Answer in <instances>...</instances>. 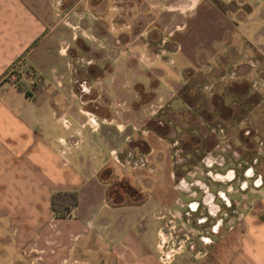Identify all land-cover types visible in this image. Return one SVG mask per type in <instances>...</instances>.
<instances>
[{"label":"crops","instance_id":"1","mask_svg":"<svg viewBox=\"0 0 264 264\" xmlns=\"http://www.w3.org/2000/svg\"><path fill=\"white\" fill-rule=\"evenodd\" d=\"M61 1L56 15L51 0H0V264H264V187L249 190L257 212L234 251L223 255L227 237L166 262L155 251L162 204L146 193L156 180L170 188L174 143L195 164L216 145L243 147V134L264 140V85L252 86L264 0H193L170 32L163 10L182 0ZM130 148L151 167L125 176L142 198L111 201L113 156ZM62 190L76 203L54 217L50 194Z\"/></svg>","mask_w":264,"mask_h":264},{"label":"rangeland","instance_id":"2","mask_svg":"<svg viewBox=\"0 0 264 264\" xmlns=\"http://www.w3.org/2000/svg\"><path fill=\"white\" fill-rule=\"evenodd\" d=\"M81 2L85 4V0H74L72 3L74 9ZM192 2L193 0H182V3L168 5V9L163 10L164 15H174L173 19L170 16L171 20L168 19L166 23H163L169 32L180 28L182 23L178 22L182 18L176 15H186ZM253 14L252 12L250 15ZM56 15H60V10ZM62 15H67V13ZM143 61L147 65L154 63L148 55ZM14 68L13 83L17 79L16 67ZM261 73L263 78L260 83L264 85V71ZM78 86L83 90L81 83ZM243 136L246 142L243 147L240 143V145L235 144L231 147L224 144L216 145L209 153L200 152L201 157L195 164L187 161L186 164H182L185 161L182 150L175 147V143L173 144V159L169 165L170 179L168 180L173 192L169 186L167 189L157 187L162 182L158 180L155 181L157 186L146 192L148 194L150 192L153 198L162 204L153 212L159 222L155 251L160 262L170 260L173 254L183 249L207 254L216 241L227 237L232 239L234 244L223 248V255L237 248L239 239H241L239 236L241 233L237 229L240 221L246 215L257 212L254 207L251 208L250 199L254 197L249 195V190L264 187V140L257 139L255 142L248 138V134H243ZM128 151L126 149L124 153L120 152L121 158L118 163L120 170H114L116 177L112 178L108 192V199L111 201L142 198L140 194V183L142 182L134 181L135 184H133L128 182L125 176L128 172L131 174L132 171L144 170L150 173L151 167L147 162L134 167L126 165L122 161L126 156H129L131 160H138L137 157L140 156L145 157V154L137 152V149L133 151L130 148V153L135 157H132ZM135 151L136 155H134ZM244 192H248L247 197L242 195ZM259 217H262L264 221V213H260Z\"/></svg>","mask_w":264,"mask_h":264},{"label":"built area","instance_id":"3","mask_svg":"<svg viewBox=\"0 0 264 264\" xmlns=\"http://www.w3.org/2000/svg\"><path fill=\"white\" fill-rule=\"evenodd\" d=\"M51 5H52V7H53V10H54V12H55V14H58L59 13V10H60V6L62 5V1L61 0H51ZM62 20H63V22L64 23H66V24H68V25H70L69 24V21H68V18L66 17V16H62ZM70 26H72V27H74V25H70ZM15 67V65L13 64V65H10L9 66V68L7 69V71H6V76L7 77H9V79H11V80H14L15 79V75L12 73L13 71H14V68ZM257 84H261L260 82L259 83H254L253 82V84H252V86L253 87H256L257 86ZM262 85V84H261ZM83 90H88V87H86L85 85H83V88H82ZM122 105V103H118V102H116L115 103V105H114V107H120ZM63 122L64 123H67V121H66V119H63ZM83 124H87V125H89V127H90V129H94V127H95V125H96V119H95V117L92 115V114H90V113H85V120H84V122L81 124V125H83ZM64 152H65V149H61V153L62 154H64ZM130 154V153H129ZM132 157H135V156H133L132 154H130ZM114 157V159H115V161L116 162H118V163H120V159H118L117 157H115V156H113ZM137 159L138 160H135V159H130L129 158V156H126L122 161L126 164V165H128L129 167L131 166V167H134V166H139V165H144V163L146 162V158L145 157H143V156H140V157H137Z\"/></svg>","mask_w":264,"mask_h":264},{"label":"trees","instance_id":"4","mask_svg":"<svg viewBox=\"0 0 264 264\" xmlns=\"http://www.w3.org/2000/svg\"><path fill=\"white\" fill-rule=\"evenodd\" d=\"M76 203V192L72 190L53 191L50 194V209L54 217L69 215Z\"/></svg>","mask_w":264,"mask_h":264}]
</instances>
